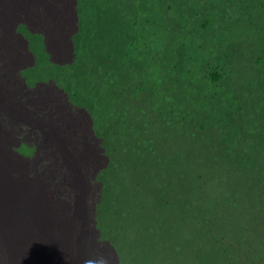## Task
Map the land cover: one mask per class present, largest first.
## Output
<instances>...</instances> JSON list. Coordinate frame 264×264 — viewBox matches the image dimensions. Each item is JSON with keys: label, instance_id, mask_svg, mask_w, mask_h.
<instances>
[{"label": "trees", "instance_id": "obj_1", "mask_svg": "<svg viewBox=\"0 0 264 264\" xmlns=\"http://www.w3.org/2000/svg\"><path fill=\"white\" fill-rule=\"evenodd\" d=\"M109 1L114 8L125 3L123 13L116 10L118 14H113ZM199 2L200 0H77L79 32L75 35L73 44L80 53L77 54L75 63L78 75L76 76L75 69H71L70 88L65 89L69 100L84 106L80 100L91 95L98 104H102V98L107 95L98 85L102 88L109 87L110 94L114 93L107 108L111 115L110 109L113 110L116 104L120 105L122 100L135 96L137 87L140 86V89L146 84L138 72L135 74L134 66L139 65V62L143 63V58L146 59L147 56L158 58L166 50V45L172 46L176 51L181 49L178 36L182 32L184 35L185 23L189 22L196 8H199ZM225 3L228 7L243 10L245 15L238 13L234 23L229 19L215 34L209 32V36L199 42L195 58L183 57L180 60L173 56L174 85L185 94L177 92L176 95H169L166 87L158 83L151 89L152 97L162 103L168 98L173 110H188L185 95H201L217 115L213 116L210 108L203 105L201 109L205 110V117L208 119L207 126L204 125L205 132H199L195 146L185 144L184 151L178 150L173 155L186 168L185 175L181 177L182 184L171 183L167 193L158 190L155 202L148 206L144 205L143 200L134 203L133 198L121 196L118 184L123 182L121 170L127 164L120 155L123 151L121 148H118L115 160H111L109 164L108 176L100 177L104 184L105 211L111 214L115 224L123 221V208L127 216L130 214L129 209L134 208L137 217L143 216V220L147 217L148 221L141 227L139 240L149 239L152 235L153 243L157 237L161 241L156 245L161 260L177 256L185 264V257L188 256L192 264H198L200 259L196 261V258L201 257H196L193 253L202 256L207 250L223 254V259H227L234 254L227 248L231 244L227 245V242L232 237L238 241L253 243L255 247L252 259L264 264V89L261 94L263 85L258 84V70L253 64L247 63L241 69L245 86L255 88L261 94L256 115L244 118L224 106V112L221 113L220 100H224L230 91L234 74L227 72L217 45V36L219 35V39L222 35L234 55L243 53L246 45L253 47L250 42L254 36L256 38L264 19V0H227ZM95 9L103 10L98 16V27L94 31L87 30V21ZM176 12V18L172 17ZM92 16L95 14L92 13ZM104 16L114 18L109 27L101 20ZM152 23L157 27L156 32H161L157 38L146 34L148 28L145 25ZM170 32L175 37L169 39L163 36ZM237 34L239 36L234 48V44L228 42ZM93 40L97 41L99 48L91 44ZM210 51H213L212 58L217 67L209 70L205 56ZM82 53L84 60L77 62ZM181 54L189 57L192 52L189 50ZM242 56L243 54L240 58ZM236 62L241 63L239 60ZM215 75L218 80L212 79L210 83L209 76ZM133 80H138L136 85L130 87L134 94L127 97V89L123 85L132 83ZM182 118L181 113L180 119ZM110 129L113 131L112 125ZM117 133L106 132L103 135V146L108 147V142L114 144ZM161 137L167 136L160 134L157 138ZM120 146L121 144L118 145ZM112 150L109 153L114 157ZM133 155L135 151L132 149L126 157L131 158ZM177 228L183 231L174 235L168 246V240Z\"/></svg>", "mask_w": 264, "mask_h": 264}, {"label": "clouds", "instance_id": "obj_2", "mask_svg": "<svg viewBox=\"0 0 264 264\" xmlns=\"http://www.w3.org/2000/svg\"><path fill=\"white\" fill-rule=\"evenodd\" d=\"M226 1L227 0H200L199 8H196L189 22L185 23L184 35L182 32L178 36L180 37L179 43L181 44V52L180 50L176 51L172 46L166 45V50L158 57L162 61H167V75L163 77L160 85L166 87V92L169 95H176L177 92L185 94L182 89L181 91L174 85L172 75L173 56H177V59L183 57L195 58L199 48V42L208 37L209 32L215 34V32L220 30L229 19H231V23H234L238 13L243 16L245 15V12L241 9L228 7L225 3ZM40 2H42V4H46L47 2V6L38 4ZM109 3L113 14H118L117 11L123 8L125 4H120L118 8H114L112 2L109 1ZM60 5H62V11L65 10L64 13L66 16L71 13L68 11V8L75 7L77 17L75 22L76 30L72 35L74 38L77 32H79L77 0H0V44H2L4 48L5 45L9 48L8 53L0 58V137H2V140H0V174H4L7 171L11 178L15 179L19 169L18 163L26 165L29 168L32 166L31 168L43 172L61 167L58 165L60 160H62L60 153L63 154L62 151L64 149H60V151L56 150L53 141H46L48 136L38 137L32 134L30 136L27 135L30 138L23 139V136H19L12 140L11 136L17 133L18 127L16 114L14 112L15 108H21L20 105L27 100L36 99L33 95L44 96L45 99H55L58 98L57 96L59 95H65V106L71 110L84 111L83 119L88 118L90 121L89 132L91 133L89 136L91 140L89 144L93 151H88L87 154L92 155L95 160H106L104 167L100 164V168L93 174V176H95L94 185L98 187L100 191L99 199L95 207V219L97 222L96 232L101 242L109 244L113 254H111V256L115 258V262L105 257H95L94 259H87L85 264H102V258L107 262H111V264H146L149 257L151 259V264H159L162 260L157 253L156 245L159 242L161 243V241L156 237L152 243V235H150L149 239L144 238L139 240V238H141V227L148 221L147 217H145L144 220L143 216L141 218L137 217L134 208L132 210L129 209L130 214L127 216V212L126 210L124 211L123 208V221L120 224H115L111 214L107 213L103 206L104 184L100 181V177L108 176L107 171L109 164L117 155L118 148H121L123 151L120 155L125 159L124 162H127L121 170L122 173H126L125 180H123L121 184H118V186L121 187V196L128 199L133 198L134 203H140L143 200L145 206L150 205L151 202L154 203L157 191L160 190L161 192L165 191V193H167L171 183L181 185V177L185 175L184 171H186V168H183L179 164V159L175 160L166 149L173 147L174 149L184 151L183 145L185 144L195 146L199 132H205L204 125L207 126L208 123L207 116L205 117V110L201 109V107L203 105L208 106L212 111L211 114L215 117H217V115H215L216 112L211 109L203 96H195L194 94V97L193 95L184 96L188 101V110H173L170 100L166 98L165 103H159L158 108L154 112L142 118L141 116L146 112L140 108L137 99L130 97L126 100H122L120 105L116 104L113 110L110 109L111 115L105 120L107 123L105 132L114 131L118 133L115 134L113 147L103 146L104 138L100 134V136L95 135L97 131L95 130V123L91 114L79 104H76L78 106H74L75 103L69 100L64 88L58 86L53 81H44L41 75L34 77L31 81L26 77L30 70L37 68L38 63L42 64L41 69H47L49 72L59 71L61 68L67 67V70L69 68L73 69L77 66L75 63L77 54L80 53V51L75 50V46L70 38L69 42L71 43L70 47L72 51L68 55L69 60L62 61L60 59L59 47L56 46L59 43L58 39L60 37L55 39L54 33H42V31H44L42 26L32 27L36 15L40 16L42 25H44V18L51 15L50 12L55 9L54 12L58 11ZM99 10L103 12L102 9H95L91 12V17H89V19L93 21L95 16H92V13L95 14ZM176 14L177 12L172 17H175ZM53 16L55 17V13H53ZM113 19L114 18L110 16H104L101 20L105 26L109 27ZM29 26L35 30L30 31L27 28ZM27 29L30 31L29 33H26L25 30ZM25 36L29 39L32 37V39L38 40L39 43L34 42L35 47H32L33 52H30L29 42L26 40ZM163 36L169 39L175 37L174 34L171 36V32L164 33ZM218 36L217 45L221 50L218 49L220 58L227 72L234 74V83L230 87V91L225 96L224 100H220V106L222 105L221 113L224 112L222 108L224 106L227 110L232 109L238 112L244 118H252L258 111L260 97L264 89V19L262 25L258 28L256 38L254 36L253 41L250 42V44H253V47L250 48L249 45H246L244 52L239 53V55H234L232 50L229 49L228 44L224 42V36L221 35L219 39ZM238 36L239 34L228 42L234 44V48L237 45ZM54 44L56 45L54 46ZM24 47L26 48L25 50L17 51ZM189 50L192 52L189 57L181 54ZM213 51L208 52L205 56L209 70L217 67V64L212 58ZM242 54L243 56L240 58ZM15 56L18 58H15ZM30 57H32L31 64L23 63L26 58ZM79 57L82 61L84 60L83 53L80 54ZM236 60L241 61V63H237ZM247 63L253 64L258 70V84L260 86L263 85L261 94H258L255 88L250 89L245 85L240 88L237 86V82L245 84V78L241 71L242 68L239 69V65L246 66ZM259 63L260 66L257 68ZM11 69L14 75L8 79V82L11 79L16 81L15 85L6 91L8 95H11L6 96L3 94L7 87L5 86V79L8 73H11ZM195 69L197 68L195 67ZM209 79L210 83L212 79L218 80L216 75L209 76ZM21 90H23V92L17 94ZM164 104L166 108H164ZM181 113L183 114L182 119H180ZM110 118L111 124H109ZM110 125H112L113 131L110 129ZM50 132L56 133L54 124H48V126L40 131V133L44 135H48ZM160 134H164L167 137H161L162 140L161 138L158 139L157 137ZM94 137L99 139H93ZM119 144H121L120 147H118ZM132 149L135 151V155L131 158L126 157ZM109 150H112L114 157L111 156ZM22 152H26L27 154L23 155ZM75 153L76 152L73 151L68 158L71 161L69 166L76 167V161L78 159L72 158V155ZM14 158L19 160L13 161ZM116 159L119 160L120 157ZM12 164H14L13 169ZM34 179L36 178L30 176L28 182ZM123 187H127L128 189L124 191ZM107 219L110 220V224L107 227H111V231L114 235L112 238H110V234L109 238H106L101 233L104 228H106L104 223ZM125 227H128L129 230L125 231ZM174 231L175 232L172 233L168 240V246L171 244L172 237L181 233L183 229L177 228ZM126 235H128L127 238ZM116 237L123 241V245L118 243L120 240H115ZM237 242L244 241H238L231 237L227 245L231 244L227 248L231 252H234L233 244ZM249 243L253 250L255 245L251 242ZM22 245L24 251L25 245ZM21 253L19 252L18 243L0 246V264H3L6 259H8L9 264H12L18 259V254ZM206 254H210V258L215 260L217 264H259L257 263L258 260H253L249 257L235 261L232 260L231 257L223 259L225 258L221 256L223 254H216L208 250ZM193 255L201 257L196 253H193ZM253 255L254 253L252 251V258ZM198 259L201 258H196V261ZM28 262L30 264H43L42 260L35 259L31 253L29 254ZM185 264H192L188 256L185 257Z\"/></svg>", "mask_w": 264, "mask_h": 264}, {"label": "rangeland", "instance_id": "obj_3", "mask_svg": "<svg viewBox=\"0 0 264 264\" xmlns=\"http://www.w3.org/2000/svg\"><path fill=\"white\" fill-rule=\"evenodd\" d=\"M43 6H47L46 4H42V2L38 3ZM56 10V9H55ZM54 10V11H55ZM50 12L51 15L46 16L44 18V25H42L41 18L39 15H36L34 17V21L32 23V27L36 26H42L43 30L42 33L47 34H53L54 38H58L59 43L54 46L59 47V53H60V59L62 61H68V55L71 53V43L69 42V38L73 42V34L76 30V11L75 7L68 8V11L71 12L68 14V16L65 15V13L62 11V5L59 6L58 11L56 12ZM119 12L123 13V8L119 10ZM53 13H55V17L53 16ZM101 10L95 13L94 20L88 19L87 21V30H95L98 27V16L100 15ZM147 26V35H151L154 37H158V34H161V32H156V25L150 24L145 25ZM30 31H33L35 29H32L30 26L27 27ZM25 30L26 33H29V30ZM26 37V36H25ZM26 40L29 42V50L30 52H33L32 47H35L34 42H38L37 39H32V37L27 38ZM149 40V39H148ZM152 41V40H151ZM150 41V43H152ZM147 39L144 40V43L146 44ZM39 43V42H38ZM97 41L93 40L91 44H93L96 48H99V45H96ZM153 44V43H152ZM12 49V48H11ZM26 48H21L17 51H23ZM9 48L5 45V48L2 44H0V58L4 56L6 53H8ZM6 58V57H3ZM15 58H18L15 56ZM32 57L26 58L23 63L31 64ZM78 62H81V58L79 57ZM29 64V65H30ZM42 64L38 63L37 68L30 70L26 77L29 81L34 79V77L41 75L44 78V81L50 80L55 82L58 86L69 89V82L71 79L70 71L72 68H61L59 71L55 72H49L47 69H41ZM260 66V63L257 65V68ZM60 67V66H59ZM245 66L239 65V69L244 68ZM135 68V74L138 72L140 78L145 79L146 84L143 88L136 89V95L133 96L135 99L139 101V106L141 109H143L145 114H143L141 117H147L150 115V113L154 112L158 108V104L161 103L159 99H156L155 97H152L151 89L154 87L155 83L161 84L162 79L164 76L167 75V61H162L159 58H150L147 56V58H143V63L139 62V65L134 66ZM75 74L78 75L75 68ZM14 75L13 70L11 69V73H8L5 79V86H7L3 92L6 96H10L11 94H7V89L9 90L15 85L16 80H9L8 79ZM106 77V76H105ZM97 81V79L95 78ZM138 80H133L132 83L127 82L124 86L125 90V96L130 97L133 93V89L130 88L133 85H136ZM98 84V81H97ZM23 85V84H22ZM244 83L237 82V86L240 88L244 86ZM98 88L102 90L103 93H105L107 96L102 98L101 103L98 104L96 102V99L89 95L88 97H85V99H82L81 104H83L84 108L88 110V112L91 114L92 118L94 119L95 123V135H104L107 129V123L105 120L109 117V111L107 110L110 102V98H114L113 95L110 94V88H102L98 85ZM129 88V89H128ZM59 93V92H58ZM134 94V93H133ZM58 98H55V100L46 99L44 100L47 107H43L42 104L37 101L36 99H30L23 104H21V108L14 109V112L16 114V119L19 121V125L17 127V133H14L11 136V140L15 139L19 136H23V139L30 138L25 136L27 133H34L33 136H48L46 138L47 140L53 141L55 145V149L60 151V149H64L61 154L62 160H60V163L58 166L62 165H69L70 160L68 159L73 151L76 153L72 155V158L78 159L76 161V167H82L84 169H87V164H79L81 159L88 158V156L92 157V155L87 154L88 151H93L91 149V146L89 144L90 136L87 132L90 131V121L89 119H83L84 111L80 110H71L67 108L64 104L66 101L65 95H59ZM61 101V106L59 108L56 107L57 102ZM79 101V102H80ZM72 104V103H71ZM73 105V104H72ZM78 106V105H74ZM48 124H54L55 125V132H50L48 135H44L43 133H40L41 129L48 126ZM40 133V134H39ZM17 135V136H16ZM93 139H99V138H93ZM0 140H2V137H0ZM10 142V140H9ZM109 147H113L114 144L111 142H108ZM166 151L170 154V156H173L178 152V149H174L173 147H169L166 149ZM93 158V157H92ZM100 158V157H99ZM94 159V158H93ZM101 159V158H100ZM19 160V159H15ZM115 160V159H114ZM100 163L103 165L106 164V160H100ZM18 172L16 174L15 179H12L11 176L6 171L4 174H0V218L5 214V223L3 226V220H0V246L11 244V243H18L19 244V252L21 253L23 251V245H25L24 251L21 254H18V259H16L12 264H30L28 262L29 254L31 253L32 256L37 259L36 257V244L32 245L29 238L33 237L34 240L32 242H37L39 237H37V234H41L42 236L47 231L46 229L39 228L37 226H44L45 228H48L51 225L56 222V218L58 217V221L56 224L60 226L61 231L63 232L65 237H71V242H73V246L71 248H65L64 252L65 255H70L69 253H78V254H85L84 249L80 245V239L83 237H89L93 234L88 233H75L72 234L71 230V224L74 223L73 219L70 216H66L62 218L61 214L64 212L61 206L66 205V203H71L73 198L70 195V193L66 192L64 188H57L53 187V180H49V170L46 172L37 170L35 168H29L26 165L20 164ZM14 167V164H12V169ZM100 168L97 167L95 171ZM35 177L34 179L36 181L35 185L33 187L31 186L34 182H28L29 177ZM122 180H125L126 173H122ZM6 179V180H5ZM8 179V180H7ZM10 181V182H9ZM8 183V184H7ZM24 184V185H23ZM26 189L27 192L30 193L31 191H36L35 193H32L31 195L34 197L30 200H33L30 208H29V216L25 214V206L29 205L24 202V198L26 197V194H24V189ZM128 188H124L123 190H127ZM62 193V194H61ZM24 194V195H23ZM29 194H27V197ZM36 197V198H35ZM3 200V201H2ZM24 202V203H23ZM9 203V204H8ZM5 204V205H4ZM48 211V212H47ZM47 213V214H46ZM49 213V214H48ZM40 214V219H35V216ZM55 216V217H54ZM35 219V220H34ZM45 219V220H44ZM49 220V221H48ZM65 224V225H64ZM110 224V220L107 219L104 225L106 228L101 232L102 235L106 238H112L114 235L111 231V227H107ZM104 226V227H105ZM30 229V231H29ZM128 227H125V231H128ZM71 231V232H70ZM32 232V233H31ZM24 233V234H23ZM48 234L50 236L48 237ZM52 234L48 232L47 233V240L44 242L39 248L41 249H47L49 245H51L52 241ZM128 235H126L127 238ZM32 238V239H33ZM37 238V239H36ZM117 241L120 240V238L116 237ZM49 242V243H48ZM120 245H123V241L120 240L118 242ZM241 246V247H240ZM52 249L56 251V246H52ZM234 247V254L231 257L232 260H239L245 257H249L252 259V247L249 242H237L233 244ZM13 252V251H11ZM107 256V255H106ZM110 258H112L111 253L108 254ZM102 264H111V262H107L104 260V258L101 259ZM52 260H45L43 264H52ZM71 264H78L74 259H72ZM3 264H9L8 259H6ZM146 264H151L150 257L146 261ZM159 264H183V261L181 258L174 256L167 260H162L159 262ZM198 264H217L215 260H212L210 258V254H203L201 256V259Z\"/></svg>", "mask_w": 264, "mask_h": 264}, {"label": "bare ground", "instance_id": "obj_4", "mask_svg": "<svg viewBox=\"0 0 264 264\" xmlns=\"http://www.w3.org/2000/svg\"><path fill=\"white\" fill-rule=\"evenodd\" d=\"M17 124L19 125L18 120H17ZM32 134L34 135V133H27L25 136H27V135L30 136ZM22 154L26 155L27 153L22 152ZM49 176H50L49 180L52 179L54 182L53 187L64 188V190L66 192L70 193V195L73 198L71 203L68 202V203H66V205L61 206L63 211H64L61 214L62 218L66 217L68 215L74 221V223L71 224L72 234L79 232V233H88V234H93V235L89 236V237L79 238L80 239V245L84 249L85 254L69 253L70 255H65L66 252H64V249L65 248H71L73 246V242H71V237H65L64 236L63 232L60 229V226L58 224H56V222L58 221V217H57L56 222L52 225L50 223V226L48 228H45L43 225L37 226L39 228H43V229L47 230L43 236L41 234H37V237H39L38 238L39 240L37 242L36 241L32 242V240H34L33 237L29 238L32 245L36 244L37 252H35V253H36L37 259L42 260L43 262L45 260H52L53 261L52 264H71L70 262H72V259H74L76 262H78V264H85V261H87V259H94L95 257H105V258L111 260V258L108 256V253H107L106 249L104 248L102 242L97 237V234H96L94 228L92 227L90 221L88 220L86 214H84L82 208L80 207L78 201L76 200L74 194L72 193V191H71L70 187L68 186L66 180L64 179L62 173L60 172L59 168L58 169H50L49 170ZM29 182H33V183L31 186L27 185V188L33 187L36 183L35 180H31ZM27 188L26 189L22 188V190L24 189L23 193L26 194V197L23 199L24 202H26V204L30 203L29 205L25 206V214L29 216V208H30V205L33 201L30 199L31 198L34 199V197L31 194L35 193L36 191H31L30 193H28L26 191ZM0 191H1V189H0ZM27 194H29L28 197H27ZM0 210H5V209L1 208ZM40 216H41L40 214L36 215L35 219H40ZM0 220L4 221L3 222V226H4L5 214H3V216L0 218ZM29 231H30V229H29ZM48 232L53 233L51 245L56 246V251H54L52 249L51 245H49L47 249L39 248L44 242H46L45 240H47V233ZM49 236H50V234H48V237Z\"/></svg>", "mask_w": 264, "mask_h": 264}, {"label": "crops", "instance_id": "obj_5", "mask_svg": "<svg viewBox=\"0 0 264 264\" xmlns=\"http://www.w3.org/2000/svg\"><path fill=\"white\" fill-rule=\"evenodd\" d=\"M65 10H63L64 12ZM23 90L19 91L17 94L22 93ZM37 101H39L43 107H47L45 104L44 96L33 95ZM50 100H55L50 98ZM23 104V103H22ZM61 101L58 100L56 107L61 106ZM90 135L91 132H87ZM40 134V133H39ZM79 164H87L88 168L84 169L82 167H75L64 165L59 168L64 179L66 180L68 186L70 187L72 193L74 194L76 200L78 201L80 207L82 208L84 214H86L88 220L90 221L95 232L97 230V222L95 219V207L99 199L100 191L99 188L94 185L95 176H93L95 169L100 166V160H95L92 157L81 159ZM97 234V232H96ZM104 248L107 253L112 254V250L109 244L103 243ZM113 255V254H112ZM112 262H115V258H111Z\"/></svg>", "mask_w": 264, "mask_h": 264}]
</instances>
